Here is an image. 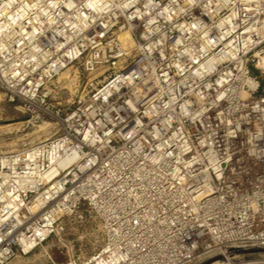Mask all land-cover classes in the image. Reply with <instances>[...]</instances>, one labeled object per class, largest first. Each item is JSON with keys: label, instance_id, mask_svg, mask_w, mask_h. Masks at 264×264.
<instances>
[{"label": "built area", "instance_id": "obj_1", "mask_svg": "<svg viewBox=\"0 0 264 264\" xmlns=\"http://www.w3.org/2000/svg\"><path fill=\"white\" fill-rule=\"evenodd\" d=\"M82 60L114 72L55 137L0 154V264L83 205L105 243L67 264H264V0H0L12 100L48 114Z\"/></svg>", "mask_w": 264, "mask_h": 264}, {"label": "rangeland", "instance_id": "obj_2", "mask_svg": "<svg viewBox=\"0 0 264 264\" xmlns=\"http://www.w3.org/2000/svg\"><path fill=\"white\" fill-rule=\"evenodd\" d=\"M260 66L253 67V71L260 76L264 88V67ZM113 72L114 67L108 65L88 72L84 60L69 66L41 92L48 114H43L37 105L12 100L0 86V154L19 152L55 137L60 131V119L75 109L79 98L94 92ZM104 243L100 217L83 205L63 216L56 225V234L42 246L26 255L18 253L9 264L82 262L98 253Z\"/></svg>", "mask_w": 264, "mask_h": 264}, {"label": "bare ground", "instance_id": "obj_3", "mask_svg": "<svg viewBox=\"0 0 264 264\" xmlns=\"http://www.w3.org/2000/svg\"><path fill=\"white\" fill-rule=\"evenodd\" d=\"M129 39H130L129 34H125L123 36V40L131 45L132 42ZM25 246L28 247V243H26Z\"/></svg>", "mask_w": 264, "mask_h": 264}]
</instances>
